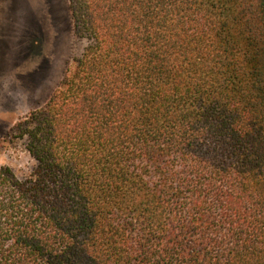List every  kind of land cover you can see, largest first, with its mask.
Instances as JSON below:
<instances>
[{
	"label": "trees",
	"instance_id": "obj_1",
	"mask_svg": "<svg viewBox=\"0 0 264 264\" xmlns=\"http://www.w3.org/2000/svg\"><path fill=\"white\" fill-rule=\"evenodd\" d=\"M69 9L86 44L6 136L34 165H0V264H264V0Z\"/></svg>",
	"mask_w": 264,
	"mask_h": 264
},
{
	"label": "rangeland",
	"instance_id": "obj_2",
	"mask_svg": "<svg viewBox=\"0 0 264 264\" xmlns=\"http://www.w3.org/2000/svg\"><path fill=\"white\" fill-rule=\"evenodd\" d=\"M85 44L74 34L69 0H0V165L16 175L34 159L25 139L7 134L47 101Z\"/></svg>",
	"mask_w": 264,
	"mask_h": 264
}]
</instances>
